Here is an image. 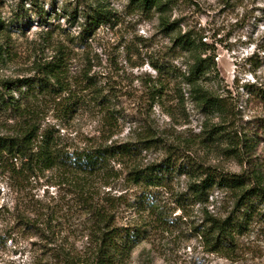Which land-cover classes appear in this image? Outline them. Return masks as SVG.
Instances as JSON below:
<instances>
[{"label":"rangeland","instance_id":"obj_1","mask_svg":"<svg viewBox=\"0 0 264 264\" xmlns=\"http://www.w3.org/2000/svg\"><path fill=\"white\" fill-rule=\"evenodd\" d=\"M99 2L110 11L109 18L92 31L84 30L90 28L85 13ZM42 10L43 15L39 14ZM166 16L170 22H179L176 31L161 27L159 12L136 9L130 0H0V21L12 24V30L0 32V82L35 75L39 63L49 61L61 43L69 54L68 75L75 78L72 89L85 102L65 113L57 110V103L67 95L57 96V102L54 96L41 97L38 118L42 129L51 128L63 143L91 145L106 130L104 110L95 94L82 89L84 82L77 84V79L88 75L104 94L114 96V109L124 116L111 130L112 140L137 141L139 133L147 130L155 139H162L142 151L138 162L143 165L179 152L223 171L240 173L258 165L264 172V0H172ZM180 30L198 32L207 44L203 57L213 58V69L201 84L230 105L228 122L218 112L208 114L198 106L181 76L163 81L164 96L152 99L146 84L158 76L152 62L164 69L175 66L180 75L193 61L189 52L175 47ZM20 123L0 114V134L14 135L20 131ZM221 124L233 135L237 132L244 143H240V156L226 151L227 143L211 141L208 132H202L203 126ZM10 169L6 157L0 160V233L7 229L4 235L11 237L0 238V264L51 261L47 242L34 234V228L22 225L25 216H33L34 211L42 219H55L51 223L55 239L65 238L83 250L86 217L69 193L70 187L60 184L58 173L36 171L30 177L12 179ZM189 183L188 176L174 172L165 186L152 187L151 193L166 206L167 214L182 220L165 230L152 226L149 237L135 245L125 264H264V217L254 216L242 233L235 234L233 245L212 251L203 233V219L206 215L227 216L235 208V198L215 189L209 203L179 207L175 199L187 193ZM141 190L121 180L113 193L125 192L133 202ZM257 208L264 212L263 204ZM144 214L136 206H122L118 222L140 224Z\"/></svg>","mask_w":264,"mask_h":264},{"label":"trees","instance_id":"obj_2","mask_svg":"<svg viewBox=\"0 0 264 264\" xmlns=\"http://www.w3.org/2000/svg\"><path fill=\"white\" fill-rule=\"evenodd\" d=\"M171 1L130 0V4L144 12H159L161 27L173 32L179 28V22H170L166 16ZM91 10L84 12L86 25L90 27L84 30L92 31V27L110 16V11L100 2ZM75 12L76 10L73 11ZM39 14L43 15V10ZM4 30H12V24L5 25L0 21V32ZM174 43L175 47L189 52L193 61L188 70L179 72L180 75H177L175 66L170 65L164 69L162 65L152 62L151 65L158 72L156 78L146 82L152 99L164 96L163 81L176 80L181 76L189 86L191 99L198 106L208 114L218 112L226 117L224 122H228L232 115L230 105L201 84L202 78L213 69V58L203 57L208 47L201 35L192 30L184 33L180 30ZM65 48L60 43L49 61L39 63L35 75L0 82V114L21 122L20 131L14 135L0 134V160L6 157L10 162L11 178H22L26 174L30 177L36 171L44 173L52 170L58 173L61 177L60 184L70 187L69 193L74 194L75 203L88 224L87 240L83 250H78L67 239L54 238L55 231L51 225L55 220L53 217L42 219L39 211L32 212L31 217L25 216L23 227L34 228V234L47 242L51 258L48 264H125L135 245L149 237L152 226L156 230H165L177 226L182 220L181 216L171 218L166 206H162L151 193L152 187L165 186L170 174L174 172L190 178L187 193L180 194L175 199L179 207L184 208L186 204H207L215 189L226 191L235 198V208L227 216L206 215L203 219V233L212 244V251L233 245L235 234L242 233L254 216L264 217V212L257 208V204L264 205V172L258 165H250L240 173L223 171L194 161L190 156L179 152H174V155L171 154L161 162L147 165L138 162L144 149L150 148L153 143L162 142V139H155L154 134L147 130L139 133L137 141L112 140L111 130L119 125L124 116L115 111L112 103L114 96L104 94L92 76L86 75L82 77V81L77 79V84L84 82L82 89H91L96 103L104 110L106 130L100 140L83 147L71 146L63 143L51 128L42 129L38 118L43 102L41 97L54 96L57 102V96L67 95L57 103V110L65 113L85 102V98L78 96L72 89L74 84L71 82L75 78L68 75L69 54ZM14 91H18L19 96L16 97ZM62 101L67 102L65 104ZM73 101L74 103H70ZM168 114L173 116L172 113ZM228 129L223 124L210 128L203 126L202 132H208L206 137L211 138V141L227 143L230 147L226 151L240 156L243 151L240 147L242 141L237 132L235 134L239 140ZM107 131L109 133L104 134ZM242 145L245 146L244 143ZM121 180L142 188L135 201L128 200L125 192L113 193ZM38 203L42 207V203ZM122 206L138 207L145 213L140 219L144 224L137 222L130 226L120 225L118 212ZM49 229L52 235L46 233ZM7 231H2L0 238H11L9 235L6 237Z\"/></svg>","mask_w":264,"mask_h":264}]
</instances>
